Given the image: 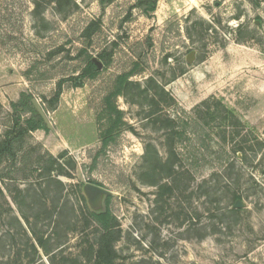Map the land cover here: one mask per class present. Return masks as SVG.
<instances>
[{"label":"rangeland","instance_id":"obj_1","mask_svg":"<svg viewBox=\"0 0 264 264\" xmlns=\"http://www.w3.org/2000/svg\"><path fill=\"white\" fill-rule=\"evenodd\" d=\"M137 2L0 0V140L25 95L50 122L0 165V264H94L93 180L119 225L106 264H264V0H157L150 13ZM89 58L99 71L47 109ZM204 101L234 126L220 109L199 118Z\"/></svg>","mask_w":264,"mask_h":264},{"label":"trees","instance_id":"obj_2","mask_svg":"<svg viewBox=\"0 0 264 264\" xmlns=\"http://www.w3.org/2000/svg\"><path fill=\"white\" fill-rule=\"evenodd\" d=\"M157 6V0H138L135 7L140 8L146 13L154 12L156 10ZM92 27H89L87 30H91ZM110 56V53L107 52V50H103L101 53H99L98 57L99 60L104 61V63L107 62L108 58ZM101 61V62H102ZM98 64L93 61L92 58H89L87 62L85 63V67L81 73L78 75H73L67 78H62L57 84L56 91L54 95L51 98H45L44 101L47 104V109L55 110L60 102L65 84H71L73 87H83L86 83V80L89 77L94 76L99 71ZM127 85L126 87H129L130 90L138 89L137 96L142 97L145 95L146 99H148V93L149 90L147 88L142 87V84L138 82L133 81H126ZM148 83H151V88L153 89H161L163 93L165 92V89L162 88L161 85L157 83L153 78H150L148 80ZM26 97L23 98L21 102H13L12 103V109H13V126L8 132L4 135L2 140H0V165L3 162L7 161H14L17 160L18 152H19V145L22 140L25 139L27 135H29L31 132L43 128L44 127V119L41 117L40 114L37 113V116L33 119L29 120L28 122H24V116L23 111L27 108H33V103L31 101V97L28 95H25ZM210 101H204L200 107L197 108V114L199 118L203 113L202 108L206 107L208 112H206V115L209 116L208 119H205L206 121H213L214 120V114L216 111L212 109H220L222 112H224V121L227 124V126H234L232 119H235L234 113L227 108L221 101H216V104H212L209 106ZM212 111V112H211ZM231 121V122H230ZM237 122V121H236ZM164 125H166L167 133L169 134L168 139V148L169 153L171 154L172 161L176 155V127L177 124L172 119H167V121L164 122ZM241 127H244L243 124L240 123ZM106 145V142L102 146V150L104 149ZM242 151V149H239ZM238 157V156H237ZM170 161V167L173 168V163ZM172 171V169L170 170ZM170 174V173H169ZM94 184H97L99 186H102V184L91 181ZM85 184L82 186L84 188ZM106 201L110 198V196H106ZM84 203L86 204L87 210L90 214V217H92L96 223L100 226V240L98 243V249L96 250V259L94 264H106L108 259H112L115 254V247L114 242L118 240V232H119V225L117 224V218L116 216L110 211L108 206H103L100 210H93L88 205V200L83 195ZM105 200V199H104ZM241 210V209H238ZM42 244V241H41Z\"/></svg>","mask_w":264,"mask_h":264},{"label":"water","instance_id":"obj_3","mask_svg":"<svg viewBox=\"0 0 264 264\" xmlns=\"http://www.w3.org/2000/svg\"><path fill=\"white\" fill-rule=\"evenodd\" d=\"M195 55V51L191 52V55L188 57L189 61L193 59V56ZM98 66H101V62L96 60L95 61ZM33 104L36 107L38 113L41 115V117L44 119V121L50 126L49 119L44 112L43 108L39 105V103L36 100H33ZM84 193L88 200V203L90 207L93 210H100L104 206V199L106 196L111 195V192L102 186H99L97 184L93 183H86L84 186ZM244 206V203L242 201H237L236 207H242Z\"/></svg>","mask_w":264,"mask_h":264}]
</instances>
